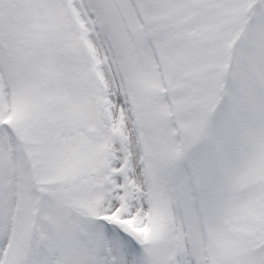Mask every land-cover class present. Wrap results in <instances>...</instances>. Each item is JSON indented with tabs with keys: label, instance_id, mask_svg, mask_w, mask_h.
<instances>
[{
	"label": "snow or ice",
	"instance_id": "6c2138e0",
	"mask_svg": "<svg viewBox=\"0 0 264 264\" xmlns=\"http://www.w3.org/2000/svg\"><path fill=\"white\" fill-rule=\"evenodd\" d=\"M0 264H264V0H0Z\"/></svg>",
	"mask_w": 264,
	"mask_h": 264
}]
</instances>
